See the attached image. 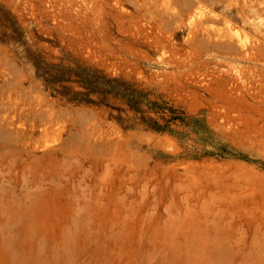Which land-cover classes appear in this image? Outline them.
<instances>
[{
  "label": "rangeland",
  "instance_id": "rangeland-1",
  "mask_svg": "<svg viewBox=\"0 0 264 264\" xmlns=\"http://www.w3.org/2000/svg\"><path fill=\"white\" fill-rule=\"evenodd\" d=\"M260 85L264 0H0V264H264Z\"/></svg>",
  "mask_w": 264,
  "mask_h": 264
},
{
  "label": "trees",
  "instance_id": "trees-1",
  "mask_svg": "<svg viewBox=\"0 0 264 264\" xmlns=\"http://www.w3.org/2000/svg\"><path fill=\"white\" fill-rule=\"evenodd\" d=\"M46 84H51L52 79H44ZM82 84L85 87L84 91H73L68 95V99L76 102H92L98 105L108 104L109 98L115 96L119 92H127L129 87L127 84L116 77H108L105 74L98 72L95 74H87L82 79ZM90 94H95L97 99H92ZM129 94V93H124Z\"/></svg>",
  "mask_w": 264,
  "mask_h": 264
},
{
  "label": "bare ground",
  "instance_id": "bare-ground-1",
  "mask_svg": "<svg viewBox=\"0 0 264 264\" xmlns=\"http://www.w3.org/2000/svg\"><path fill=\"white\" fill-rule=\"evenodd\" d=\"M222 33H217V35L220 37ZM241 46V53L246 56L248 55L254 60H260L261 57V52L260 49H258L257 45H251V46H245L243 43L240 44ZM264 86L260 85V91H259V96L261 101H264ZM262 89V90H261Z\"/></svg>",
  "mask_w": 264,
  "mask_h": 264
}]
</instances>
